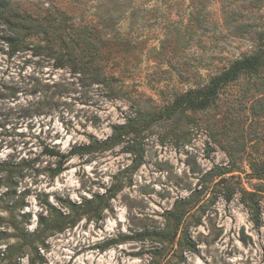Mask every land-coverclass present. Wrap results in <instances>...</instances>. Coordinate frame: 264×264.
I'll use <instances>...</instances> for the list:
<instances>
[{
    "label": "rangeland",
    "instance_id": "rangeland-1",
    "mask_svg": "<svg viewBox=\"0 0 264 264\" xmlns=\"http://www.w3.org/2000/svg\"><path fill=\"white\" fill-rule=\"evenodd\" d=\"M13 1L41 21L46 10L64 16L59 29L70 62L56 69L30 50L15 52L0 23V264H264V102L251 101L254 81L229 84L211 109L177 108L189 90L251 50L250 41L220 31L264 30V0ZM90 27L95 38L86 44ZM139 110L134 148L123 142L69 157L51 177L59 159L44 148L68 154L105 140L112 125ZM207 123L225 130L217 140L242 155L225 182L202 178L229 163ZM112 188L121 190L98 220L41 234L40 219L49 225L58 217L50 207L67 215V201L80 204ZM227 188L235 190L230 201ZM242 189L258 190L257 227ZM184 199L174 241L155 236Z\"/></svg>",
    "mask_w": 264,
    "mask_h": 264
},
{
    "label": "trees",
    "instance_id": "trees-1",
    "mask_svg": "<svg viewBox=\"0 0 264 264\" xmlns=\"http://www.w3.org/2000/svg\"><path fill=\"white\" fill-rule=\"evenodd\" d=\"M47 11V17L42 19L34 17L31 13L25 12L16 6L13 0H0V23L6 28L5 43L9 48L15 52H25L30 50L33 57H43L48 60H54V67L56 69H62L66 63L70 62L68 54L69 47L63 41L62 35H60V22H63L64 16L61 19H55L49 16ZM48 21L44 24V21ZM59 24H58V23ZM48 24V25H47ZM88 33L91 36H87L84 43L89 44L91 38H95L93 32L96 30L90 27ZM227 29V30H226ZM227 31V32H225ZM227 33L226 35H234L235 38H242L251 42V50L241 57L232 60L228 66L223 68L220 73L211 77L207 84L198 87L196 89L189 90L182 101L181 106L177 108H183L182 113L186 110H201L205 111L214 107L215 102L218 100L220 92L229 84L238 81L240 78L245 77L249 80H253V87L255 93L251 97L253 104L264 102V84L261 82L262 74L264 73V30L261 26H225L221 29L220 33ZM96 35V34H95ZM238 37H237V36ZM58 42V45L55 42ZM91 46V45H90ZM87 48H89L87 46ZM67 57V58H66ZM142 112L136 111L134 116L128 118L124 124H115L111 126V134L105 140L93 139L88 145L82 147L73 148L68 154L60 152L55 147L44 148V153L47 156L55 157L59 159V164L55 170L52 171L51 177L54 178L63 172L62 162L69 157L76 155L89 154L93 151L105 152L113 149L116 146L121 145L123 142H127L128 147H135L134 136L140 132L141 124L139 121L142 117ZM213 125L207 123L206 130L211 136V140L215 145L219 146L227 155L229 159L228 167L214 166L211 170L206 172L202 178L208 180L219 179L220 182H225V175L232 173L237 164L238 157L233 144L230 142H223L220 138L217 140L219 134L225 135V130L217 133L213 129ZM133 135V137H132ZM224 143V144H222ZM244 152V151H243ZM142 153L138 154L134 159L132 170H137L142 164ZM262 177V176H261ZM230 178H233L231 176ZM262 180V178H259ZM121 188L109 189L104 194H95L90 199H83L80 204L71 203L67 201L65 208L68 209L67 215H62L59 210H55L50 207L52 211L57 213L55 222L53 224H47L46 221L41 218V224L44 223L41 234L46 231H56L57 233L63 232L67 228L74 227L75 224L82 218L90 221L92 219L98 220L102 212L107 208L108 203L116 196ZM258 192V190H257ZM257 192H248L242 189V194L247 195L250 200L244 201L243 204L247 207L251 216V222L257 227L261 221V207L260 200L253 199L256 197ZM235 190L233 188L226 189L225 199L230 201ZM189 199L178 200L174 203L172 209L166 213L165 224L161 232H157L155 236H161L162 239L167 240L169 243L174 241L177 236V232L180 227L182 218L187 213ZM171 221H174V225H171ZM186 236V234H185ZM163 241V240H159ZM185 245L191 244L188 238H184ZM188 250H192L191 246L187 247ZM34 264V263H32Z\"/></svg>",
    "mask_w": 264,
    "mask_h": 264
}]
</instances>
